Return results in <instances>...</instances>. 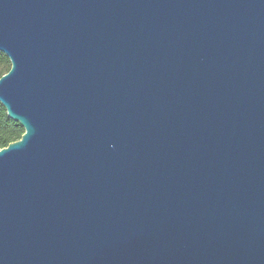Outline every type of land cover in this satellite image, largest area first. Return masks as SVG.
I'll use <instances>...</instances> for the list:
<instances>
[{"label":"water","instance_id":"water-1","mask_svg":"<svg viewBox=\"0 0 264 264\" xmlns=\"http://www.w3.org/2000/svg\"><path fill=\"white\" fill-rule=\"evenodd\" d=\"M0 264H264V0H0Z\"/></svg>","mask_w":264,"mask_h":264},{"label":"trees","instance_id":"trees-1","mask_svg":"<svg viewBox=\"0 0 264 264\" xmlns=\"http://www.w3.org/2000/svg\"><path fill=\"white\" fill-rule=\"evenodd\" d=\"M10 62L5 54L0 52V76L8 71ZM23 128L19 123L11 120L0 103V148L20 138Z\"/></svg>","mask_w":264,"mask_h":264}]
</instances>
